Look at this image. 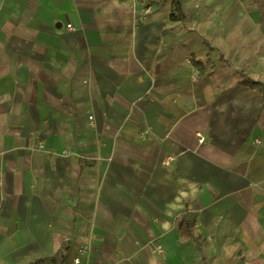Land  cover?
Instances as JSON below:
<instances>
[{
	"label": "crops",
	"instance_id": "1",
	"mask_svg": "<svg viewBox=\"0 0 264 264\" xmlns=\"http://www.w3.org/2000/svg\"><path fill=\"white\" fill-rule=\"evenodd\" d=\"M178 2L0 0V264H264V0Z\"/></svg>",
	"mask_w": 264,
	"mask_h": 264
},
{
	"label": "trees",
	"instance_id": "2",
	"mask_svg": "<svg viewBox=\"0 0 264 264\" xmlns=\"http://www.w3.org/2000/svg\"><path fill=\"white\" fill-rule=\"evenodd\" d=\"M171 3L173 6L171 18L173 20H183L185 17L183 13L181 12L180 4L178 0H171ZM191 62L195 67H198L200 69H203L205 66L201 61H198L195 58H192ZM241 83L244 85H248L252 88H259L264 94V83L260 81L251 80L247 78L246 75H244ZM179 229H180L181 236L185 241H191L196 244H199L200 236L196 232L194 225L190 221H188L185 217H182V219L180 220ZM31 264H36V263L33 262Z\"/></svg>",
	"mask_w": 264,
	"mask_h": 264
},
{
	"label": "built area",
	"instance_id": "3",
	"mask_svg": "<svg viewBox=\"0 0 264 264\" xmlns=\"http://www.w3.org/2000/svg\"><path fill=\"white\" fill-rule=\"evenodd\" d=\"M67 26H68L69 28H72V24H68ZM194 80H196V79H194ZM90 117L92 118V116H90ZM169 159L171 160V158H169ZM0 184H1V180H0ZM156 250H157L158 252H162V251H163L162 246H161V245H158V247H156ZM76 261L79 262V258H77Z\"/></svg>",
	"mask_w": 264,
	"mask_h": 264
}]
</instances>
